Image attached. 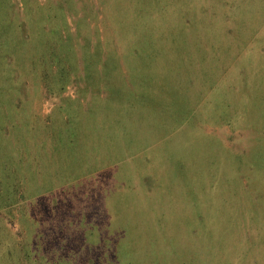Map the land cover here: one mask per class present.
Listing matches in <instances>:
<instances>
[{"label":"rangeland","instance_id":"374dc122","mask_svg":"<svg viewBox=\"0 0 264 264\" xmlns=\"http://www.w3.org/2000/svg\"><path fill=\"white\" fill-rule=\"evenodd\" d=\"M0 264H264V0H0Z\"/></svg>","mask_w":264,"mask_h":264},{"label":"trees","instance_id":"16d2710c","mask_svg":"<svg viewBox=\"0 0 264 264\" xmlns=\"http://www.w3.org/2000/svg\"><path fill=\"white\" fill-rule=\"evenodd\" d=\"M155 7H158V4L157 5H153L152 3H148V4L144 5V6H142V9L143 10L145 9V11H149L152 8H155Z\"/></svg>","mask_w":264,"mask_h":264}]
</instances>
